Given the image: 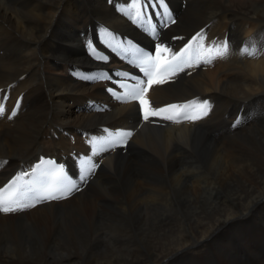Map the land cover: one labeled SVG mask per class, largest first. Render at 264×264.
I'll return each instance as SVG.
<instances>
[{
	"label": "bare ground",
	"instance_id": "obj_1",
	"mask_svg": "<svg viewBox=\"0 0 264 264\" xmlns=\"http://www.w3.org/2000/svg\"><path fill=\"white\" fill-rule=\"evenodd\" d=\"M106 2L0 0V87L13 83V97L24 92V110L0 122V158L9 161L0 183L39 154L70 150L60 134L49 137L50 129L138 123L129 102L102 114L84 112L81 106L101 95V85L67 76L88 63L79 43L88 26L131 29L129 14ZM170 2L178 13L172 34L209 24L211 37L227 33L236 48L243 41L264 44V0H186L184 9L181 0ZM150 95L156 105L211 97L216 109L194 125L146 121L127 153L108 156L82 191L0 214V264H182L187 247L246 224L235 219L264 199V54L257 60L233 54L212 69L159 83ZM241 107L254 117L230 131ZM111 219L128 227L119 240L110 233Z\"/></svg>",
	"mask_w": 264,
	"mask_h": 264
},
{
	"label": "rangeland",
	"instance_id": "obj_2",
	"mask_svg": "<svg viewBox=\"0 0 264 264\" xmlns=\"http://www.w3.org/2000/svg\"><path fill=\"white\" fill-rule=\"evenodd\" d=\"M235 221H239V223L245 221L246 224L240 226L245 230L241 229L239 226H236L237 228L229 227L220 237L217 235L222 230L218 233L215 232L213 235H210V237L204 241L203 245L199 246L200 248L196 247V245L193 247H187L186 252L189 254V259L193 262L191 263L264 264V199L259 204L254 203L251 205L250 212H248L244 217L235 219ZM121 223L123 224V222L116 219H111L107 222V224L110 225V233L117 240L123 237L128 231V227L123 229ZM243 231H246L247 235L244 234ZM239 251L247 257H243L241 255L239 257ZM189 259H186V262L183 263L189 264ZM183 260L184 259L180 261ZM160 264H168V262L164 261L163 263L160 262Z\"/></svg>",
	"mask_w": 264,
	"mask_h": 264
},
{
	"label": "snow or ice",
	"instance_id": "obj_3",
	"mask_svg": "<svg viewBox=\"0 0 264 264\" xmlns=\"http://www.w3.org/2000/svg\"><path fill=\"white\" fill-rule=\"evenodd\" d=\"M164 2V0H159V3L162 5ZM200 39V40H203V36L201 33H197L196 36H194L192 39L193 40H197V39ZM201 47H203V44H201ZM228 50V43L225 42L223 44V46L217 44L214 48L213 47H209L207 49V52L209 53H212V52H215L216 55L218 56H223ZM168 49L166 48H157V52H167ZM248 55H253V53H247ZM153 59H157L159 60L160 57L157 56V57H152V56H149L147 57V61H152ZM173 60H176L177 59V56H174L172 58ZM205 62H210V60H205ZM165 63H167V61H165ZM176 68H178V65L176 66ZM175 70V69H173ZM155 83H163V80L161 79H152L150 77L149 81H148V84H149V87L152 85V84H155ZM139 87V86H137ZM147 88H142L139 90L138 93H134L132 98L133 99H138L140 101V105L141 107L143 108L144 110V119L145 120H148L150 116H159L161 115L162 113L164 112H167L169 109L167 108H161V109H158V110H154V111H150L149 110V107H148V101L144 99V93L147 92ZM195 106L197 108V110L199 111L200 115H196V116H185V119H188V120H194V119H199L201 115H207V112H208V103L207 101L203 102V103H200V104H195V102H190V104L188 105H170L169 108L170 109H184V108H188V107H191V106ZM4 111L3 107H0V113H2ZM179 113H177L178 115ZM12 115H15V112L12 113ZM10 118V117H9ZM164 119H169V120H172L174 117L173 116H164L163 117ZM176 122H179V121H176ZM237 123H239V120H237ZM236 124L233 125V127H235ZM120 135L122 137H128V136H131V133H120ZM95 166H93L94 168ZM63 176V168H58L55 173L53 174V177L54 179H57V178H60ZM85 177H81V179H84ZM16 179H19V177H17ZM11 183V182H10ZM73 189H77V186L75 183H72L70 184L69 186H67L66 188H63L61 189V196L59 198H63V197H66L68 196L69 194H71V192L73 191ZM2 191V190H0ZM15 195L16 193L15 192H11L10 195L8 196H0V212L2 213H12V212H16V211H22L26 208H31V207H34L35 206V203H38L40 202L41 200H44V199H57L58 197L53 195L52 192H47V194L45 195H41L39 197H36L34 199L33 202H22L20 200H17L15 199Z\"/></svg>",
	"mask_w": 264,
	"mask_h": 264
}]
</instances>
